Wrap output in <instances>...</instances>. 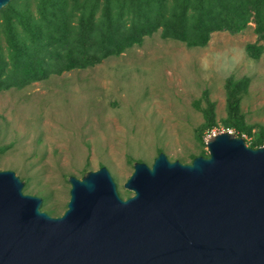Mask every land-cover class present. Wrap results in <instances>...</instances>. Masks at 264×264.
Instances as JSON below:
<instances>
[{
	"label": "rangeland",
	"instance_id": "1",
	"mask_svg": "<svg viewBox=\"0 0 264 264\" xmlns=\"http://www.w3.org/2000/svg\"><path fill=\"white\" fill-rule=\"evenodd\" d=\"M232 100L249 129L238 137L250 147L264 129V40L252 22L211 32L203 45L162 38L158 29L93 65L0 88V170L13 171L25 183L22 193L40 197V210L51 216L66 207L67 176L102 165L124 199L134 161L149 166L162 152L189 163L207 155L209 135H235L225 124ZM205 111L214 125L198 136Z\"/></svg>",
	"mask_w": 264,
	"mask_h": 264
},
{
	"label": "water",
	"instance_id": "2",
	"mask_svg": "<svg viewBox=\"0 0 264 264\" xmlns=\"http://www.w3.org/2000/svg\"><path fill=\"white\" fill-rule=\"evenodd\" d=\"M204 143L189 163L134 161L124 199L103 165L67 176L59 216L0 170V264H264V142L222 131Z\"/></svg>",
	"mask_w": 264,
	"mask_h": 264
},
{
	"label": "trees",
	"instance_id": "3",
	"mask_svg": "<svg viewBox=\"0 0 264 264\" xmlns=\"http://www.w3.org/2000/svg\"><path fill=\"white\" fill-rule=\"evenodd\" d=\"M13 1L0 9L3 89L93 65L158 29L162 38L203 45L211 32H235L252 22L257 39L264 40V0H23L18 10ZM227 111L225 124L235 135L249 134L237 100L229 101ZM204 120L198 136L214 125L210 112ZM263 138L261 128L250 147L262 145Z\"/></svg>",
	"mask_w": 264,
	"mask_h": 264
}]
</instances>
